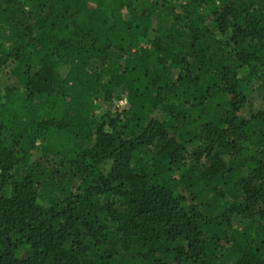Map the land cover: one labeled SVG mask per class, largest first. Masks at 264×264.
<instances>
[{"label":"trees","instance_id":"16d2710c","mask_svg":"<svg viewBox=\"0 0 264 264\" xmlns=\"http://www.w3.org/2000/svg\"><path fill=\"white\" fill-rule=\"evenodd\" d=\"M89 2L0 0V264H264V0Z\"/></svg>","mask_w":264,"mask_h":264},{"label":"rangeland","instance_id":"374dc122","mask_svg":"<svg viewBox=\"0 0 264 264\" xmlns=\"http://www.w3.org/2000/svg\"><path fill=\"white\" fill-rule=\"evenodd\" d=\"M97 2H99V0H90V2H89V5H94V4H96ZM3 37V33L1 32V30H0V37ZM11 68H9V69H7L6 70V72L2 75V77H1V82H2V85L3 86H10V87H14V86H18V80L13 76V73H12V71L10 70ZM60 72H61V74H63L64 72H65V69H61L60 70ZM248 84H249V87H253L254 89L256 88V86H255V84L251 81L250 82V80H248ZM117 92H113V96L115 97V96H117ZM259 96H258V94H256V92H255V90L253 91V93H251V95H250V97H249V100H250V102L252 101V102H255L256 100H259V98H258ZM126 105V102H125V100H117V101H114V106H113V108H114V110H120V109H122L123 108V106H125ZM178 175H179V173H178ZM235 224V226L238 228V229H242L244 226L243 225H241V223L240 222H235L234 223ZM244 224V223H243Z\"/></svg>","mask_w":264,"mask_h":264}]
</instances>
